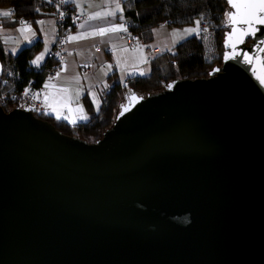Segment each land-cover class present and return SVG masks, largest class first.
Wrapping results in <instances>:
<instances>
[{"label": "water", "instance_id": "water-1", "mask_svg": "<svg viewBox=\"0 0 264 264\" xmlns=\"http://www.w3.org/2000/svg\"><path fill=\"white\" fill-rule=\"evenodd\" d=\"M227 24L207 76L131 89L95 141L0 104V264H264V25L249 64Z\"/></svg>", "mask_w": 264, "mask_h": 264}, {"label": "trees", "instance_id": "trees-1", "mask_svg": "<svg viewBox=\"0 0 264 264\" xmlns=\"http://www.w3.org/2000/svg\"><path fill=\"white\" fill-rule=\"evenodd\" d=\"M54 7L55 0H0V13L11 12L8 17L0 15V59L4 66L0 80V104L6 111L14 108L15 101L10 97L4 98L2 94L21 90L30 78L35 79L36 85H42L56 70L59 62L47 59L41 67H37L32 61L43 47L42 39L12 52L2 40L1 29L18 27L20 21L25 20L35 26L38 19L51 14ZM227 10L226 0H123L122 12L126 17V25L143 41H151L154 28L163 23L184 27L199 20L214 31L218 55L209 60L203 34L196 33L176 44L172 50L154 56L150 62V73L147 75L131 76L128 78L129 83L123 85L122 81L115 77L116 72L112 73L109 79H115L103 92L98 109L91 99L84 95L83 104L88 115L85 121L71 124L48 113L35 114L52 122L67 135L80 136L89 141L97 140L101 133L113 124L124 90L132 89L142 94L160 91L173 79L207 76L214 65L220 64L224 51L223 39L229 28Z\"/></svg>", "mask_w": 264, "mask_h": 264}, {"label": "crops", "instance_id": "crops-1", "mask_svg": "<svg viewBox=\"0 0 264 264\" xmlns=\"http://www.w3.org/2000/svg\"><path fill=\"white\" fill-rule=\"evenodd\" d=\"M67 2L77 13L84 14L86 19L70 33V37L78 38L69 39L63 59L56 70L46 78L43 86L48 97V114L71 124L86 120L81 117H88L83 104L84 95L91 99L97 109L99 108L102 94L112 82L109 79L112 73L116 72V77L121 81L120 74L123 70L126 73L125 79L142 75L143 72L149 74L150 62L154 56L172 50L182 38L196 34L190 35L183 27L163 23L159 25L163 29L159 33L165 36L164 41L167 43L165 47H162L163 44L158 45L154 37L149 42L141 39L131 40L123 34L126 26V17L122 12L123 0H67ZM97 13L99 16H96ZM94 16L96 18H92ZM38 21L43 23H37L32 27L31 23L25 20L24 25L20 23L15 28L1 29L2 40L8 49L11 51L14 47L19 50L37 39H42L44 45L45 39L51 37L47 49H41L39 54L46 52L55 41L56 19L51 13L42 16ZM113 25L124 27L116 31H106L102 35L98 34L99 29H110ZM22 27L24 30L20 31ZM32 31L35 36L28 38L27 34ZM72 67L80 69L83 79L76 89L70 88L68 84V81L72 82V77L68 75ZM144 68L145 70H142ZM87 79L90 82H85Z\"/></svg>", "mask_w": 264, "mask_h": 264}, {"label": "built area", "instance_id": "built-area-1", "mask_svg": "<svg viewBox=\"0 0 264 264\" xmlns=\"http://www.w3.org/2000/svg\"><path fill=\"white\" fill-rule=\"evenodd\" d=\"M72 6L67 0H55V7L53 9L54 17L56 19L55 41L50 49L46 52L43 59H51L60 62L65 55V48L69 41L70 33L76 29L79 24L86 19L84 14L74 12ZM206 24H202L198 33L210 29L206 27ZM124 36L131 40H138L140 36L126 25V30L123 32ZM36 59V57L34 58ZM44 61V62H45ZM43 60L35 63L37 67H41L44 64ZM129 83V79L122 81L123 85ZM38 94V95H37ZM130 90H126L125 99H128ZM4 98L10 97L15 101L14 107L24 108L32 110L38 113H48V97L46 90L42 85L35 84V79L30 78L29 82L19 91L12 92L10 94H2Z\"/></svg>", "mask_w": 264, "mask_h": 264}, {"label": "snow or ice", "instance_id": "snow-or-ice-1", "mask_svg": "<svg viewBox=\"0 0 264 264\" xmlns=\"http://www.w3.org/2000/svg\"><path fill=\"white\" fill-rule=\"evenodd\" d=\"M228 4L232 6V8L235 9V11H230L226 13L228 17L229 24L233 25L232 29L228 33V40L226 43L230 47L234 49L232 53H227V58H235L238 56H242L243 60L249 64L252 63L253 57L249 56L247 53H244L243 50H240L239 52H236V46L237 44H243L245 41V37L248 36H255L256 32L259 31L258 28H254V25H264V0H228ZM115 14V13H111ZM0 15H3L5 17H8L11 15L10 11H5L0 13ZM96 16H99V13L96 14ZM92 18H96L95 16ZM2 23V21H0ZM22 25H24L25 21H20ZM36 23L42 24L43 21H37ZM200 21H196V28H190L186 29L185 31L188 33H198L200 31L199 29ZM237 25H243V27H235ZM123 25H113L110 29H99L98 34H104L106 31H116L123 29ZM23 27L20 29V31H23ZM126 30V29H125ZM97 34V33H94ZM82 35V34H81ZM235 37V40L233 38ZM78 37H69V39H76ZM261 44H264V40L261 41ZM259 47V46H257ZM46 54L41 53L39 56L36 57L35 60L32 61V63H38L42 57ZM260 64V68L264 69V60L258 61ZM219 69H217L218 71ZM254 71L257 72L258 78H261L260 76V70L254 69ZM38 95V94H37ZM142 98V97H141ZM130 99H135V94ZM127 110V107H125V111ZM82 119H86L87 117H81Z\"/></svg>", "mask_w": 264, "mask_h": 264}, {"label": "rangeland", "instance_id": "rangeland-1", "mask_svg": "<svg viewBox=\"0 0 264 264\" xmlns=\"http://www.w3.org/2000/svg\"><path fill=\"white\" fill-rule=\"evenodd\" d=\"M72 8V7H71ZM72 10L74 11V12H76L73 8H72ZM52 14L54 15V13L52 12ZM206 24V23H205ZM207 25V24H206ZM31 26L33 27V25L31 24ZM201 26H202V24L200 23L199 24V29H201ZM197 27V25H196V23H194V24H191V25H187V26H184L183 28L186 30V29H190V28H196ZM206 27H208L209 29H210V27H209V25H207ZM125 29H126V26H125V28H124V31H125ZM163 29L160 27V26H157V27H155L154 28V30H153V37L155 38V40H156V43L158 44V45H160V46H162V44H163V46L162 47H165V45H167V43H166V41H164V38H165V36H164V34L163 33H159V32H161ZM177 30H179V29H177ZM123 31V32H124ZM2 32V31H1ZM177 32H179V31H177ZM183 32V31H182ZM159 33V34H158ZM168 32H167V30H166V32H165V34H166V36L168 35L167 34ZM200 33H202L203 34V37H204V39H205V42H206V46H207V58L209 59V60H211L212 58H214V57H216L217 55H218V49H217V46H216V38H215V35H214V31L212 30V29H210L209 31H207V30H204V31H202V32H200ZM179 34H181V33H179ZM183 35H185L184 33H183ZM191 35V34H190ZM33 36H35V33H34V31H32V32H30L29 34H27V37L28 38H31V37H33ZM187 37H189V36H186V38ZM127 38V37H126ZM186 38H182L181 40H180V42L181 41H183L184 39H186ZM141 39V38H140ZM51 40V37H48V38H46L45 39V42H44V45H43V47H42V50H46L47 49V47H48V45L50 44V41ZM142 40V39H141ZM179 43V42H178ZM167 47V46H166ZM50 49V48H49ZM48 49V50H49ZM18 50V49H17ZM16 50V48H12L11 49V51L12 52H15V51H17ZM47 50V51H48ZM46 51V52H47ZM167 51V50H166ZM40 52V51H39ZM39 52L35 55V57H37V56H39L40 54H39ZM45 53V52H44ZM152 56V55H151ZM34 57V58H35ZM45 60L43 59V62H44ZM142 70H145V68L144 69H142ZM127 73H129V72H127ZM145 72H143V74L142 75H147V74H144ZM81 71H80V69H77V68H75V67H72V69L71 70H69V76H71L72 77V82L71 81H68V84H69V87L70 88H78V86H79V83H81V82H83V79L81 78ZM125 76H126V73L124 72V70L122 71V74H120V77H122V81H124V79H125ZM116 77V76H115ZM115 77L114 78H112L111 80H114L115 79ZM117 78V77H116ZM85 82H90V80H85ZM125 92H126V90H124L123 91V93H122V95H121V97H120V102H123V101H125V100H127V99H125ZM118 109V108H117Z\"/></svg>", "mask_w": 264, "mask_h": 264}]
</instances>
